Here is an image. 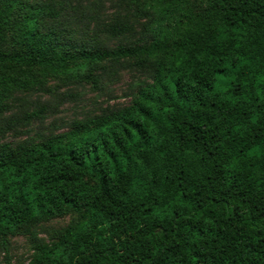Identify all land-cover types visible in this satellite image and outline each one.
<instances>
[{
  "label": "trees",
  "instance_id": "trees-1",
  "mask_svg": "<svg viewBox=\"0 0 264 264\" xmlns=\"http://www.w3.org/2000/svg\"><path fill=\"white\" fill-rule=\"evenodd\" d=\"M154 8L148 46L67 54L61 33L42 32L53 4L0 2V112L8 95L68 78L70 64L138 57L153 71L118 112L0 147V238L81 217L32 264H264V0Z\"/></svg>",
  "mask_w": 264,
  "mask_h": 264
},
{
  "label": "rangeland",
  "instance_id": "rangeland-1",
  "mask_svg": "<svg viewBox=\"0 0 264 264\" xmlns=\"http://www.w3.org/2000/svg\"><path fill=\"white\" fill-rule=\"evenodd\" d=\"M3 0H0V2ZM50 3L58 13L43 22L42 32L61 33L58 51L72 54L78 49L112 51L117 47L140 48L152 40L157 11L164 5L168 12L189 10L198 13L205 0H22ZM174 13V12H173ZM171 19L173 17H170ZM169 18V19H170ZM121 23L129 28L121 35L106 31ZM64 31H66L64 33ZM12 33L8 47L12 49ZM138 57L105 60L97 65L70 64L67 78L48 77L41 87L17 91L3 100L0 112V147L9 150L37 145L61 137L74 123L118 112L131 104L138 90L152 82L150 66L137 65ZM76 73L96 77V84L77 79ZM81 221L79 214L68 212L56 218L33 221L24 232L0 238V264H32L36 247H51L57 237Z\"/></svg>",
  "mask_w": 264,
  "mask_h": 264
}]
</instances>
